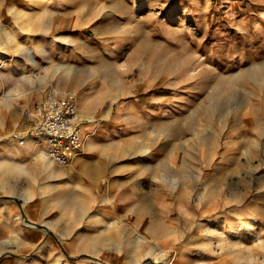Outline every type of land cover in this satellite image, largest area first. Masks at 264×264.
<instances>
[{
	"label": "rangeland",
	"instance_id": "obj_1",
	"mask_svg": "<svg viewBox=\"0 0 264 264\" xmlns=\"http://www.w3.org/2000/svg\"><path fill=\"white\" fill-rule=\"evenodd\" d=\"M53 89L71 167L3 149ZM0 264H264V0H0Z\"/></svg>",
	"mask_w": 264,
	"mask_h": 264
},
{
	"label": "built area",
	"instance_id": "obj_2",
	"mask_svg": "<svg viewBox=\"0 0 264 264\" xmlns=\"http://www.w3.org/2000/svg\"><path fill=\"white\" fill-rule=\"evenodd\" d=\"M26 129L11 138L24 147L30 138L42 139L47 158L59 166L71 167L85 154L93 117L84 116L75 90L50 91L33 110L25 112Z\"/></svg>",
	"mask_w": 264,
	"mask_h": 264
},
{
	"label": "crops",
	"instance_id": "obj_3",
	"mask_svg": "<svg viewBox=\"0 0 264 264\" xmlns=\"http://www.w3.org/2000/svg\"><path fill=\"white\" fill-rule=\"evenodd\" d=\"M130 90H131L130 87H126L125 89H123V92L126 93V92H129ZM140 109H142V107H140ZM142 118H143V115L142 114L136 115V119L137 120H139V119L141 120ZM37 140H38V143H36V144H39V143L40 144H43L42 139H40V138H30L27 141V143H26V145L24 147H17L16 143L13 141V143L10 142V143H7L6 145H4L3 146V149L5 150L6 153H10V154L11 153H14V154H20L22 156H31V155L32 156H35L36 160L41 161L44 164V166H46L47 164L45 163V161L48 158L44 154L45 149H43V150H35L34 149V143ZM90 145H93V144L90 143ZM40 154H41V156H39ZM10 161L11 160H9V159H6L5 160V162H10Z\"/></svg>",
	"mask_w": 264,
	"mask_h": 264
},
{
	"label": "bare ground",
	"instance_id": "obj_4",
	"mask_svg": "<svg viewBox=\"0 0 264 264\" xmlns=\"http://www.w3.org/2000/svg\"><path fill=\"white\" fill-rule=\"evenodd\" d=\"M30 51H31V50H30ZM31 56H32L31 61L34 63V62H35V59H34L33 54H32ZM44 154H45V152H44ZM39 156H41V154H40ZM45 156H46V154H45ZM46 157H47V156H46Z\"/></svg>",
	"mask_w": 264,
	"mask_h": 264
}]
</instances>
